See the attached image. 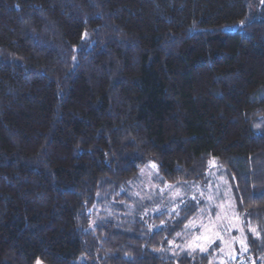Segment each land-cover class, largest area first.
<instances>
[{"label": "trees", "instance_id": "trees-1", "mask_svg": "<svg viewBox=\"0 0 264 264\" xmlns=\"http://www.w3.org/2000/svg\"><path fill=\"white\" fill-rule=\"evenodd\" d=\"M212 160L263 264L264 0H0V264H211L170 252L194 209L91 221Z\"/></svg>", "mask_w": 264, "mask_h": 264}, {"label": "rangeland", "instance_id": "rangeland-1", "mask_svg": "<svg viewBox=\"0 0 264 264\" xmlns=\"http://www.w3.org/2000/svg\"><path fill=\"white\" fill-rule=\"evenodd\" d=\"M124 193L123 204L95 208L91 224L101 216L125 217L153 231L163 224L151 223L152 217L165 214L167 223H164L173 225L182 211L191 208L195 213L169 242L171 253L210 252L211 264H235L239 260L254 259L250 254V239L258 247L262 244L260 229L239 214L232 187L216 160L210 163L204 181L182 184L164 183L158 167L149 164Z\"/></svg>", "mask_w": 264, "mask_h": 264}, {"label": "built area", "instance_id": "built-area-1", "mask_svg": "<svg viewBox=\"0 0 264 264\" xmlns=\"http://www.w3.org/2000/svg\"><path fill=\"white\" fill-rule=\"evenodd\" d=\"M252 260L251 259H243V260H239L237 261L235 264H252Z\"/></svg>", "mask_w": 264, "mask_h": 264}]
</instances>
